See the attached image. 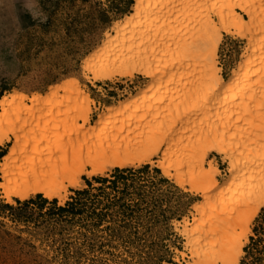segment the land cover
<instances>
[{"label": "bare ground", "instance_id": "1", "mask_svg": "<svg viewBox=\"0 0 264 264\" xmlns=\"http://www.w3.org/2000/svg\"><path fill=\"white\" fill-rule=\"evenodd\" d=\"M134 11L84 64L95 80L149 78L127 101L93 121L79 82L1 98L0 145L10 144L0 192L8 202L64 200L84 175L158 157L166 176L202 197L178 227L183 257L239 264L264 208V0H136ZM224 33L248 42L228 78L217 61ZM214 152L228 164L223 181Z\"/></svg>", "mask_w": 264, "mask_h": 264}, {"label": "rangeland", "instance_id": "2", "mask_svg": "<svg viewBox=\"0 0 264 264\" xmlns=\"http://www.w3.org/2000/svg\"><path fill=\"white\" fill-rule=\"evenodd\" d=\"M135 2L0 0V100L14 90L31 96L45 94L51 86L64 82H79L94 102L93 121L107 106L127 101L150 79L136 73L134 77L95 80L84 64L91 54L106 46L110 34H116L115 22L125 21L135 12ZM247 45L246 38L224 33L217 55L224 78L238 65ZM9 144L6 141L0 145V152L7 153ZM211 158L220 168L223 181L228 164L216 152ZM157 160L135 167H115L102 175H84L78 187L69 188L64 200L55 198L56 205L48 198L49 203H43L40 194L8 202L0 192V264H189L180 252L185 240L179 228L185 217H194L193 205L202 197L166 176ZM117 168L133 169L132 174L125 173L136 186L124 198L130 204L127 209L115 206L111 208L112 217L106 213L102 220L89 212L75 217L58 212L76 189L87 188L95 195L97 190L89 187L87 178L98 186L94 177H111ZM163 177L170 181H163ZM140 192L145 199L140 200ZM92 198L96 205L97 197ZM17 199H33L34 204L23 206ZM4 203L13 208H5ZM252 228L239 264H264V208Z\"/></svg>", "mask_w": 264, "mask_h": 264}, {"label": "trees", "instance_id": "3", "mask_svg": "<svg viewBox=\"0 0 264 264\" xmlns=\"http://www.w3.org/2000/svg\"><path fill=\"white\" fill-rule=\"evenodd\" d=\"M5 153L6 151L2 150L0 152V158ZM126 172H129L132 174L133 169L132 168H126V169L117 168L115 172L116 174H113L111 177L96 176L94 177V180L99 183L98 186H95L92 180H89L87 178L86 180H87L89 187L97 190L95 195H91L90 193L91 190L87 188L86 189H76L75 190L76 194L72 196L71 200L67 201L65 205L59 206L57 208L58 212L64 217L65 216L75 217L81 214H85L86 212H89L91 215L94 214V216L97 217L99 220H102L103 218L102 216L106 213L112 217L113 210L111 208H114L115 206H118V208L121 207L122 210L127 209V207H129L130 204L127 201H125L124 198H126L127 195L131 194L129 193L130 190L132 188H136V186H135V183L129 178V176L125 175ZM163 181L169 182L170 180L167 179L166 177H163ZM40 196L43 198V203H49L47 198L43 197V195L41 194ZM92 196L97 197L96 199H98V203L96 205H95L96 201L94 198H92ZM140 197H141L140 200H143V198L144 199L146 198L143 192H140ZM104 200H106V202ZM17 201L19 202L20 205H23V206L34 204L33 199H29L26 201H21L20 199H17ZM52 202L56 205L57 199H54ZM102 202L104 203V205L102 204ZM3 206L8 209L13 208V205L9 203H4ZM120 213H123L125 215V212L123 211ZM114 220H117V219H114ZM120 222H122V219H120ZM252 240H255L254 237H252Z\"/></svg>", "mask_w": 264, "mask_h": 264}]
</instances>
